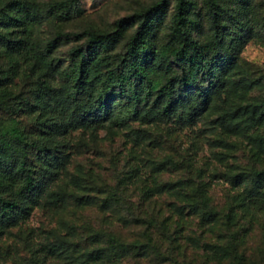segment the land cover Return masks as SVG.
<instances>
[{"label": "rangeland", "instance_id": "374dc122", "mask_svg": "<svg viewBox=\"0 0 264 264\" xmlns=\"http://www.w3.org/2000/svg\"><path fill=\"white\" fill-rule=\"evenodd\" d=\"M28 1L42 8L51 0ZM152 1L69 0L67 17L56 12L38 21L31 54L17 73H8L9 89L29 94L34 103L30 132L40 140L55 143L45 131L55 97L73 124L65 139L57 138L59 151L31 155L35 171L50 170L53 178L25 198L22 217L0 224V264H74L91 250L105 255L93 264H264V213L251 214L243 205L255 171L264 169V0H218L230 36L237 32L229 61L216 58L204 0H190V36L216 74L198 78L209 96L193 122L181 121L178 112L194 90L176 80L169 100L176 111L161 116L145 114L153 91L128 118L116 115L124 100L117 96L107 114L92 122L80 118L65 96L62 69L71 48L84 47L88 30L110 31L116 19ZM173 6L174 0H167L152 35V77L164 66L158 65V45L174 36ZM134 27L126 26L112 48L95 49L84 85L95 87L114 66L113 52L123 49ZM58 30L70 34L55 38ZM11 61L0 48V69ZM181 70L171 62L170 74ZM44 71L56 96L34 90L36 76ZM48 245L59 253L48 251Z\"/></svg>", "mask_w": 264, "mask_h": 264}, {"label": "trees", "instance_id": "16d2710c", "mask_svg": "<svg viewBox=\"0 0 264 264\" xmlns=\"http://www.w3.org/2000/svg\"><path fill=\"white\" fill-rule=\"evenodd\" d=\"M204 2L216 58L229 61L233 57L231 41L237 37V32L230 36L232 31L223 18V8L218 0ZM166 7L167 0H154L116 19L110 31L88 30L84 47L71 48L70 60L62 69V73L67 80L65 96L73 103L72 110L80 118L92 122L105 116L109 101L117 96L123 97L124 100L118 102L116 115L120 119L128 118L134 113L136 103L146 99L152 91L154 97L145 110L146 116L175 112L176 107H171L169 101L172 80L194 90L192 96L187 99L184 110L178 112L181 121L193 122L204 109L209 92L206 88H200L198 78L204 75L211 78L216 74L206 53L190 36L187 27L191 11L190 0H174L171 15L174 36L169 42L158 45L155 51L158 65L164 62V66L157 77L151 76L153 68L149 61L153 54L152 35L163 19ZM56 12L67 17L72 12L69 0H51L42 8L35 7L28 0H6L0 5V48L12 57L9 67L5 71L0 69V224L3 225L13 224L22 217L25 198L36 186L39 190L45 189L53 178L50 170L35 171L31 164V155L59 151L62 143L59 144L57 138L65 139L73 124L72 117L64 112L55 97L50 106L53 118L45 125L47 138L54 139L55 143L40 140L30 132L34 103L29 94L11 92L9 89L8 73H17L31 54L33 33L38 21ZM133 24L135 27L127 36L123 49L113 52L114 66L105 70L95 87L84 85L83 75L87 70V61L95 49L106 51L112 48L123 29ZM69 34L58 30L54 37L66 38ZM72 35L77 36L76 33ZM54 37L46 42V51L53 47ZM173 61L182 66L181 72L176 76L169 73ZM49 75V71H44L36 76L34 90L40 96H56V86L49 79ZM209 88H215V84ZM158 99H162L159 105L156 104ZM261 101L264 103V97ZM243 205L251 214L264 213V169L255 171L253 188L243 195ZM46 249L51 253H59L55 245H48ZM104 256L99 250H91L74 264H93L101 261Z\"/></svg>", "mask_w": 264, "mask_h": 264}]
</instances>
